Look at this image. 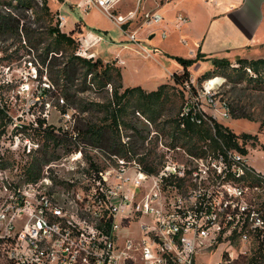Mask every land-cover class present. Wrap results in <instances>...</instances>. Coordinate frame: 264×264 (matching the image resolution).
<instances>
[{
  "label": "built area",
  "instance_id": "2783aa9c",
  "mask_svg": "<svg viewBox=\"0 0 264 264\" xmlns=\"http://www.w3.org/2000/svg\"><path fill=\"white\" fill-rule=\"evenodd\" d=\"M118 1L85 0L83 8L100 9L146 52L141 32L150 37L158 30L167 37L159 7L140 12L142 0H137L136 8L122 15L114 11ZM58 18L62 27L65 17L59 13ZM135 20L137 28L129 29L127 25ZM188 21L178 14L175 25L180 28ZM100 39L90 43L87 36L80 37L78 53L95 57L89 50ZM212 79L205 83L211 102L206 84ZM223 104V117H231L228 102ZM189 109L185 107L186 112ZM163 152L165 161L157 172L118 157V166L82 169L79 183L73 178L55 181L45 175L47 165L37 182L15 187L12 199L0 210V222L6 221L8 228L0 235V248L10 250L8 264H234L229 248L220 249L211 262L203 259L214 255L225 239L232 241L236 217L247 210L246 191L260 188L239 181L253 167L249 157L238 151L207 156L182 151L185 160L179 162L172 155L176 151ZM141 218L145 219L141 237H126L122 231ZM253 219L264 223L257 214ZM241 234L248 238L247 232Z\"/></svg>",
  "mask_w": 264,
  "mask_h": 264
},
{
  "label": "trees",
  "instance_id": "16d2710c",
  "mask_svg": "<svg viewBox=\"0 0 264 264\" xmlns=\"http://www.w3.org/2000/svg\"><path fill=\"white\" fill-rule=\"evenodd\" d=\"M58 17L59 11L52 10L49 0H0V33L24 42L22 46L31 58L28 61L37 69L35 77L47 81H43L46 85L41 86L38 96H54L63 113H67L69 108L79 109V115L73 113L75 120L71 125L44 126L45 120H38L36 147L29 148L27 159H15L11 164L23 170L24 182H37L42 177L44 166L59 159L61 152H84L86 147L97 148L127 161L135 160L145 171L157 172L163 166L166 154L155 151L156 147L140 151L145 148L148 135L138 129L137 112L152 124H158L165 117L157 131L169 137L170 142L166 143L169 148L180 147L196 156L225 154L227 151L248 154L247 142L256 141L257 135L234 132L213 115L198 110L196 102L184 100V93L176 87L185 84L193 87L189 67L201 59L200 53L195 58L173 56L183 66L181 72L172 75L174 83L165 82L150 91L140 85L124 86L122 69L117 62L80 55V36L77 37L75 32L81 29L76 26L69 32L63 31ZM213 62V68L199 78L224 74L243 81L247 78L246 70L250 68L252 76L249 81H256L258 85L264 82L259 77L264 70V57H241L238 59L239 67L233 68L225 58H213ZM88 90L105 94L96 100L79 95ZM228 104L232 117L254 120L252 113L231 108ZM170 106L175 107L172 109ZM186 106L190 107L187 112ZM12 122L11 109L0 101V144ZM260 129H264V120H260ZM261 150L264 153V144ZM91 166L96 167L94 162ZM233 179L237 178L233 176ZM239 181H244L251 188H264V173L251 167ZM246 261L248 264H264L262 243L253 247Z\"/></svg>",
  "mask_w": 264,
  "mask_h": 264
},
{
  "label": "rangeland",
  "instance_id": "374dc122",
  "mask_svg": "<svg viewBox=\"0 0 264 264\" xmlns=\"http://www.w3.org/2000/svg\"><path fill=\"white\" fill-rule=\"evenodd\" d=\"M51 1V6L54 10H60V14L65 17L66 29H75L77 22L82 20L88 24L90 30H98L97 28L101 27L103 31L100 34H102L105 39L96 48L103 56L108 53L112 54L115 58L116 50L121 47L120 45L126 42H123L125 40L123 37H125L126 34L122 28L117 26L97 8L92 9L90 11L91 14L86 18V12L76 5L71 6L70 0L63 5L62 0ZM82 33L83 31L77 30L75 35L78 37L82 35ZM141 41L147 44L148 49H150L154 55H159L163 53V51L157 50L158 52H156V49H154L152 45H159L161 48H164L166 39L162 38L160 33L157 32L154 39H149V37L144 36V38L141 37ZM22 44H24V42H21L19 39L17 40L13 36L0 33V101L11 109L13 115V122L10 124L7 134L2 138L0 144V166H7L5 168H0V210L12 199L15 187L23 188L26 184L24 182L25 175L23 174V170L17 168V166L12 167L11 164L15 159L22 161L27 159L29 148L36 147L35 133L36 128L39 126L38 120H45L44 126L52 124L58 127L62 124L71 125L75 120L73 113L79 115L78 108H69L67 113H63L54 96H46L45 98L38 96L41 86L46 85L47 81L45 78H43V81L46 82H43L39 77H35L37 71L36 66L34 63H31V61H28L31 58ZM188 48L189 47L184 44L176 43L172 46L171 50L178 52L177 54H180L182 57H188ZM124 53L133 54L128 51ZM258 57H264V52L263 55L252 56V58ZM138 58L139 63L137 64L138 66L141 65L139 71L135 68L131 74L132 76L135 75L134 78L136 80L150 82L149 84L153 86L151 87L152 90L159 86L156 83L158 75H165L168 79L167 81L174 83L172 78L165 72L162 64L154 57L147 58L141 53L138 55ZM238 59L239 57L229 60L231 68L239 67L240 64ZM176 61L179 62L178 60ZM195 63L201 65L194 71L199 76L193 77L191 74V78L193 77V87L189 84L176 86L184 93V100L196 102L201 110L210 115H215L220 122L228 125L238 134L248 132L257 135L256 141L253 142L252 140L247 142V156L255 169L264 172V153L261 150V146L264 144V129H260V120H264V82H262V85H258L256 81L250 82L248 78L252 76V73L248 70H246L247 78L243 81H239L236 76L232 75L229 77L224 74H216L211 78L201 79L199 77L203 73L213 68V58H201ZM165 64L168 66L169 62ZM171 69L173 68L171 67ZM230 72L233 73L231 69ZM259 77L264 79V70L259 73ZM212 78L218 79V83L211 89L213 102L209 101L205 90V83ZM104 94L105 93L95 90H88L79 95L86 99L96 100L102 98ZM191 95L192 97L190 98ZM223 101L230 103L231 108L252 113L254 120L234 118L232 116L228 118L223 117ZM170 107L173 109L175 106ZM137 116H139L136 120L138 129L143 130L144 135H148L144 144L145 148H141L140 151H146L149 147H156L155 151H176L172 155L176 157L179 162L185 160L182 153V151L185 150L180 147L169 148L166 146V143L170 142L169 137L164 135L161 131H157V126L158 128L162 126L160 122H162L165 117L161 118L158 124H152L138 112ZM16 125L19 126L16 127ZM124 139L128 138L124 136ZM139 142L142 144L143 141L140 140ZM177 151L179 152L177 153ZM61 154L59 159L53 160V162L49 164L50 169L48 173L45 172V175H50L55 181H67L73 178L77 183L81 182L82 169L91 170V168H94V166H91V162H94V165L99 168L120 165L118 157L109 155L93 147H86L84 152L64 153L63 151ZM134 161L135 160H129L127 162L133 163ZM45 167L46 166H44V169ZM62 199L66 201L64 196H62ZM243 203L247 206V210L238 214L236 217V228L234 229L236 232H233L232 241L225 239L222 245L218 247L217 252L214 255L204 257L203 261L211 262L217 259L220 249L225 250L229 248L233 251L234 264H248L246 258L251 255L253 247L258 246L259 243H262L264 246V223L260 222L257 224L255 219H253V214H257L264 220V188L260 187L258 189L247 190L243 198ZM64 205H66V208L70 211H77L76 206H70L65 203ZM144 221L145 219L141 218L133 222L132 225L124 229L122 233L126 237L140 238L141 225ZM18 227L21 228L22 223H19ZM7 232L8 228L6 221L0 222V235H5ZM243 232L248 233V238H243L241 234ZM9 251L8 248H0L1 264H8Z\"/></svg>",
  "mask_w": 264,
  "mask_h": 264
},
{
  "label": "crops",
  "instance_id": "0c3cea01",
  "mask_svg": "<svg viewBox=\"0 0 264 264\" xmlns=\"http://www.w3.org/2000/svg\"><path fill=\"white\" fill-rule=\"evenodd\" d=\"M51 2L49 0L50 6ZM64 3H68V0H62V5ZM84 3L85 0H70L71 6L76 5L82 8L86 12L85 17L87 18L91 14L90 11L97 7L93 6L85 10L83 8ZM136 6L137 0H119L114 5V11L117 14L125 15L129 11L134 10ZM155 7H159L160 12L164 15L165 20L163 25L168 29V35L164 38L166 39L164 48H161L159 45H152L156 49V52L159 50L163 51L159 55H154L148 48L149 52H146L139 45L130 42L127 36H125L123 37L125 39L123 42H126L116 50L115 58L112 54L108 53L103 56L96 48L105 39L100 34L103 31L101 27L93 31L88 28V24L83 20L77 22V27L83 31L82 35L78 34L80 37L87 36L90 43L96 41L99 36L101 37L90 48L89 52L94 53L96 58L99 57L105 62L115 60L117 65L122 69L124 86L140 85L148 91L152 90L151 87L153 86L149 84L150 82L136 80L134 78L135 75H131L135 68L139 71L141 65L138 66L137 63H139L138 55L141 53L147 58L154 57L160 62L170 78H172L174 72H181L183 66L173 58V56H180V54L171 50L172 46L176 43L189 47L188 57L186 58H195L198 53L201 54V58L205 59L225 58L228 60L238 57L252 58L253 55H263L264 0H142L140 12ZM51 8L54 10L52 6ZM98 10L101 11L100 9ZM178 14H184L189 18V21L180 28L175 25ZM138 24L139 21L135 20L130 22L127 27L132 30L137 28ZM61 28L66 32L72 30L66 29V23ZM157 32L159 31H155L149 39H154ZM145 34L146 32H141L140 36L144 38ZM125 51L132 52L133 54H126L124 53ZM166 62H169L168 66L165 64ZM200 65L199 63H195L189 67L193 77L199 76L194 71ZM156 79L158 85L171 82L167 81L168 79L165 75H158Z\"/></svg>",
  "mask_w": 264,
  "mask_h": 264
},
{
  "label": "bare ground",
  "instance_id": "6f19581e",
  "mask_svg": "<svg viewBox=\"0 0 264 264\" xmlns=\"http://www.w3.org/2000/svg\"><path fill=\"white\" fill-rule=\"evenodd\" d=\"M218 83V79H212V81L206 84L207 88L212 89L215 87V84Z\"/></svg>",
  "mask_w": 264,
  "mask_h": 264
}]
</instances>
